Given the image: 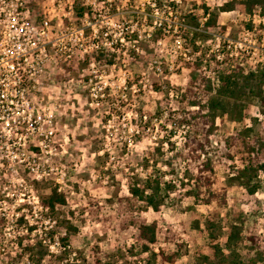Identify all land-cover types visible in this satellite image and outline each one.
<instances>
[{
    "label": "rangeland",
    "instance_id": "obj_1",
    "mask_svg": "<svg viewBox=\"0 0 264 264\" xmlns=\"http://www.w3.org/2000/svg\"><path fill=\"white\" fill-rule=\"evenodd\" d=\"M24 1L29 21L49 16L54 35L89 24L88 39L96 30L111 31L117 43L71 56L51 48L48 66L28 89L35 118L44 120L34 127L19 124L18 115L9 125L0 120V264H39L26 250L37 243L49 250L42 264H192L196 255H212L216 244L232 261L231 224L242 230L241 261L264 264V183L252 195L232 181L251 157L264 161V101L248 94L240 100L241 120L219 114L205 151L188 146L191 139L202 141L212 124L203 107L222 79L264 68L262 9L249 15L238 3L206 27L203 6L215 12L229 0H63L62 7L59 0ZM75 6L87 14L79 18ZM95 84L104 87L99 107L92 105ZM189 114L198 122H183ZM256 146H263L262 154ZM207 159L212 174L202 171ZM148 177L174 186L158 212L130 193ZM199 177L213 182L218 197L212 204ZM195 183L203 184L199 200ZM38 184L57 187L67 204L51 214ZM64 220L75 231L68 232ZM154 222L159 240L152 250L181 248L174 263L142 250L139 226Z\"/></svg>",
    "mask_w": 264,
    "mask_h": 264
},
{
    "label": "trees",
    "instance_id": "obj_2",
    "mask_svg": "<svg viewBox=\"0 0 264 264\" xmlns=\"http://www.w3.org/2000/svg\"><path fill=\"white\" fill-rule=\"evenodd\" d=\"M238 3L245 7L246 12L249 15H253L254 10L259 7L262 9L263 15L261 13V16L264 18V0H229L220 6L218 11L215 12H209L210 8L205 5L203 6L205 13L208 15V19L205 23L206 27L216 26L220 13L233 11ZM75 10L79 18H82L87 14V8L83 6H75ZM249 26L251 27V25ZM101 55H103V52H101ZM100 57L101 56H99V59H102V57ZM209 92L212 93V90L209 89ZM248 94L256 96V98L262 102L264 101L263 67L259 66L256 67V70L254 71H250L248 73L242 72L237 76H228L222 79L221 86L217 89L216 94L210 95L206 106L203 107L208 110L206 116H211L212 124L208 126L202 141L194 138L191 139L190 144L188 145L194 153L200 149L205 151L207 145L211 144L210 136L213 133L215 119L219 114L229 115L235 120L242 119L243 109L240 100ZM199 104H201V101H193V105ZM198 119V116L189 114L184 116L182 121L197 123ZM253 151H255L256 154H262L263 146H256V148L254 147ZM207 170H209L211 174L214 172L213 165L209 159H207V161L204 163V167L202 168V171ZM201 180L202 177H199L196 179V182H200ZM232 181L241 182L249 194L253 195L257 193L261 189V184L264 183V161H261L260 158H257L255 161L251 157L248 165L237 170ZM38 185L40 186L39 190H41L40 198L42 200L43 207L51 214L59 212V210L67 204L65 194L60 192L57 187L46 186L44 184ZM194 185H196V188H198L195 196L196 199L199 200L200 193L203 192V189H201L203 188V184L200 185L199 183H195ZM212 185L213 182L210 178L205 179V192L208 194V198L205 200V202L207 204H212L213 199L218 197V194L213 190ZM45 188L50 189V191H45ZM173 189L174 186H172L171 183H164L160 180V178L148 177L144 183H141L140 180H137L136 183L130 187V193L133 195V197L145 202L148 208L158 212L161 210V207L165 202V198L167 197L166 194H168ZM225 199L226 193L224 192L222 201H225ZM63 224L68 232L71 233L75 231L73 225H71L68 221L64 220ZM32 229L33 227H31V230ZM242 238L241 227L236 224H231L227 240V247L232 251L233 254H235L234 259L231 261L230 255L225 251V249L221 245L216 244L213 246L212 255H196L192 264H244L241 261L240 256L237 254V249L242 242ZM138 239L140 241L142 250L145 252H151L154 259H157L160 255L165 262L174 263L176 258L181 256V248L170 254H167L163 250H160L159 253H156L152 250V246L155 245L159 240V226L156 222L151 224H140ZM64 241H67V238L64 239ZM26 250L31 254L32 258L34 257L36 259L39 264H42L45 258L49 255V250L43 245V243H37V245L34 247L27 248ZM64 254L63 256H65ZM63 256L61 258H63ZM94 264L114 263L109 260L102 261L101 259H96Z\"/></svg>",
    "mask_w": 264,
    "mask_h": 264
},
{
    "label": "built area",
    "instance_id": "obj_3",
    "mask_svg": "<svg viewBox=\"0 0 264 264\" xmlns=\"http://www.w3.org/2000/svg\"><path fill=\"white\" fill-rule=\"evenodd\" d=\"M24 4V0H0V45H4V42L6 44L0 53V120L9 125V118L18 115L19 124L25 121L34 127L33 125L40 124L44 117L39 115L35 118L34 105L28 97L29 81L36 82L48 66L47 63L51 59L50 49L52 48L56 55L71 56L77 50L90 54L113 48L117 41L112 39L111 31L100 34L97 30L92 39H88L85 29L89 24L78 27L71 24L54 35L51 18L46 15L39 23L29 21L23 12ZM62 4L63 0L57 1L59 7H62ZM69 9L72 10L73 6ZM106 24L110 23L106 21ZM112 25L116 26L114 23ZM123 33L124 29L121 28V36ZM121 40L124 41V37ZM262 42L264 43V38ZM262 50L264 52V47ZM259 61L264 65V55L260 56ZM94 72L98 74L95 69ZM97 86L95 84L92 88L91 98L92 105L99 107L105 93L102 85ZM48 123L53 125L51 117ZM52 133L50 131L45 135V142L50 141Z\"/></svg>",
    "mask_w": 264,
    "mask_h": 264
}]
</instances>
